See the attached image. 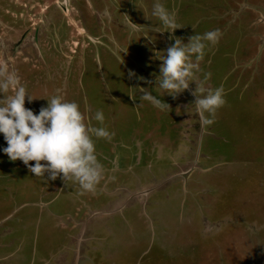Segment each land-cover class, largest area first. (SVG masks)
Returning a JSON list of instances; mask_svg holds the SVG:
<instances>
[{
  "label": "rangeland",
  "instance_id": "1",
  "mask_svg": "<svg viewBox=\"0 0 264 264\" xmlns=\"http://www.w3.org/2000/svg\"><path fill=\"white\" fill-rule=\"evenodd\" d=\"M263 1L239 0L238 10H234L228 6L231 4L228 0H161L177 14L175 36V32H168L151 15L154 0H0V68L14 70L36 98L30 102L26 99V108L38 114L48 105L47 99L56 95L68 101L75 99L86 117L94 116L97 110L103 111L104 122L93 119L91 123L112 133L110 139L94 138L104 169L112 165L118 169L115 174L105 171L99 185L104 182V187L108 185L112 189L114 184L128 183L124 197L129 191L130 204L119 205L114 214L102 219L118 232V239L113 236L112 240L109 230H101L104 225L98 228L108 239L111 251L93 264H177L181 258L186 260L185 256L179 260L176 256H167L166 260L158 257L163 258L164 249L160 222L164 216L172 218L170 225L177 222L180 216L175 218L178 212L172 207L176 201L162 206V214L152 211L151 224L145 205L133 195L140 182H147L149 178L156 180V175L149 171L154 172L162 159L169 161L172 155L180 160L187 155V148L174 149L176 140L182 133L187 136V132L193 148L202 138L203 148L206 145L207 149L215 150L216 154L211 151L210 157L205 154L209 159L203 167L222 169V187L217 201L211 195L201 194L198 199L206 201L194 204L198 206L196 211L201 223L194 226L197 232L194 236L207 247L201 261L205 264H264V31L258 34L257 41L251 39V26L242 30L244 36L236 26L242 9L243 22L247 18L255 21L258 14L264 18ZM66 10L69 16L64 14ZM69 21L79 25V30L85 33L79 34L73 26L67 28ZM157 26L164 32H154ZM217 29L218 42L206 47L197 78L206 89L222 86L226 102L217 110L214 122L202 126L194 104L195 82L176 96L164 95L162 89L155 87L163 63L158 55H165L175 38L187 43L196 34ZM100 30L101 35L96 33ZM91 44V48L85 49ZM85 52L87 56L82 57ZM130 72L135 75L130 77ZM141 88L152 90L171 108L160 110L148 101L141 103L144 94ZM186 115L194 118L193 127H185L187 122L181 119ZM6 146L4 136L3 139L0 136V148ZM140 151L143 152L138 157ZM4 155L9 169L0 173V264H26L24 260L30 256L32 264H41V258L53 259L58 252L62 253L58 258L63 260L64 252L70 254L72 262L66 264L91 261L90 255L81 256L82 247L87 245L89 220L83 218L90 212L84 210L88 197L101 192L84 191L78 182L66 181L62 174L55 180L49 173L36 177L21 160L12 161ZM34 162L30 164L34 166ZM196 170H188L191 173L188 179L197 174ZM173 178L167 177L162 182L168 183ZM57 181L60 188L42 192ZM224 182H228L227 187ZM205 183L210 187L209 179L206 178ZM148 189L139 190L145 194ZM164 192L163 188H158L152 193L164 199ZM74 194L87 199L82 202L81 212L75 209ZM195 196L185 191L182 197L187 208L188 203L195 202ZM106 197L109 196L100 194L98 208L107 211L118 206L117 202L108 205L110 199ZM116 198L118 196L113 200ZM47 203L49 209L44 210ZM226 207V212L233 215L223 212ZM51 209L58 214L54 223ZM68 213L72 214L69 226H76L74 234L72 231L66 234L69 227L61 226L63 221H68ZM93 213L99 217L97 209L93 208ZM9 229L15 232L5 234ZM226 232L233 236V246L231 236L225 239L228 234L223 240L220 238ZM233 248L241 251L235 252ZM77 253L79 258L75 257ZM15 261L18 263H13Z\"/></svg>",
  "mask_w": 264,
  "mask_h": 264
},
{
  "label": "clouds",
  "instance_id": "2",
  "mask_svg": "<svg viewBox=\"0 0 264 264\" xmlns=\"http://www.w3.org/2000/svg\"><path fill=\"white\" fill-rule=\"evenodd\" d=\"M151 15L168 32L174 33L178 29L176 12L169 10L161 0H154ZM153 31L164 32L160 26ZM219 36L217 29L203 35L196 34L187 43L175 38L165 55L161 57L157 53L163 63L155 87L162 89L164 95L176 96L195 82L197 98L194 104L202 126L211 125L217 110L226 102L222 86L206 89L197 78L206 47L218 42ZM134 75L129 73L130 77ZM141 89L144 93L141 103L148 101L160 110L171 108L152 90ZM26 99L30 102L36 98L22 84L20 76L14 70L0 68V134L7 142L2 151L12 161L21 160L36 177H45L49 173L55 180L62 174L66 181L73 179L78 182L82 190L94 191L105 173L97 156L94 138L110 139L112 135L107 128L91 123L94 119L102 124L105 120L103 111L97 110L94 116L86 117L77 102L56 95L47 99L48 105L37 114L26 108ZM31 161L36 162L34 166Z\"/></svg>",
  "mask_w": 264,
  "mask_h": 264
},
{
  "label": "flooded vegetation",
  "instance_id": "3",
  "mask_svg": "<svg viewBox=\"0 0 264 264\" xmlns=\"http://www.w3.org/2000/svg\"><path fill=\"white\" fill-rule=\"evenodd\" d=\"M228 1L231 2V4H228V6H230L234 10L235 9L238 10V8L236 6L238 4L237 1H239V0H228ZM55 3L59 7V1H57ZM101 12H103V11H101ZM240 12H241L240 17L238 19H236L237 20V24H236L237 29L240 30L241 34L244 36V34L242 33V30L248 29V27L251 26L252 27L251 29H253L251 39H256L258 41V34H262L264 31V27H262L263 23H264V18H262V16L259 17V14H258L255 21H253L254 18H250V19L247 18V19H244L245 21L243 22V13H245V12H243V9H242V11L240 10ZM240 12H238V13H240ZM64 14L66 16H69L70 13L66 10V11H64ZM99 14H100V11H99ZM258 19L263 21V23H259ZM108 23H106V24L108 25ZM66 26H67V28H68V26H70V27L73 26V29H75V31H78V33L81 35H83L85 33V32H82L79 30V25H76V23L69 21V23H66ZM77 26H78V28H76ZM257 28H259L260 31L257 30ZM83 29H84V27H83ZM84 31H85V29H84ZM96 33L101 35L102 30H100ZM175 34H176L175 36H177L176 32H175ZM94 39H96V38H94ZM93 44H95V43L93 42ZM91 47H92V44L90 47L85 48V49H89ZM83 55H82V57H85V56H87V53L85 52V53H83ZM74 101H75V99H74ZM188 102H190V101L188 100ZM181 120L187 122L188 125L187 124L185 125V127L187 128L193 124L192 120H194V118L191 117V115H186ZM191 127H193V126H191ZM200 127H201V125L199 124L198 128H200ZM200 131H201V129H200ZM188 134H189V132L186 133L187 136H183L184 134L182 133L178 140L175 139L176 142L174 145L175 146L174 149H177L178 147L180 148V146H181L180 149H186L187 148V150H186L187 155L182 156L184 158H180V160L175 159V156L173 157L172 155H171V157H172L171 160H173V161H171V160L164 161V159H162V161L158 163L157 169L154 172L149 171L152 174L156 175V180L158 181V183L156 180H154L152 178H149L147 182H140L138 184V188L141 191L145 190L146 188H150V189L145 191L144 192L145 194H142L140 192V190L137 189L134 192L135 194L133 195L136 198L135 197H133V198H135V199L138 198L139 201L143 205H145V208L149 214L148 221L151 222V224H153L152 218L150 215L152 213V211H154V213H156V212L157 213L158 212L163 213L161 207L164 206L167 202H169L171 200H175L176 202L174 204H172V207L174 209H176V211L178 212V214L175 216V218L177 216H180V217L178 218L176 223H174V222L172 223L174 225H170L169 220L172 218L166 217V216H164L165 217L164 218L162 216L163 220L160 222V224H161V226H163V232L161 233V235H162L161 241H163V243H164V249L162 251V256L164 259L161 258L159 255H158V257L162 260H166V259H168V258H166L167 256L168 257L176 256V260H179L181 257L185 256L186 260H184V258H181L179 260L180 262L179 263L176 262V263L177 264H205V262L203 263L201 261V259H203L202 256H204V254L207 252L206 243H204V242L198 243L197 238H195V236H194V234L197 235V232L196 233L194 232V230H195L194 226H196V225L201 226V223L198 221L199 215L196 211L198 206H195V205H196V202L200 204L201 201L202 202L206 201V200L198 199V197L201 194H205L208 196L211 195V198L215 199L217 201V193L220 191V189L222 187L220 184L222 182V181H220V173H221L222 169L221 168L220 169H215V168L212 169V168H208V167H203V165L204 164L206 165V162H208V159H209V158L205 157L206 156L205 154H208V156L210 157L211 151H214V153H215V150L214 149L212 150L210 147L207 149L206 145H205V148H203V143H202L203 139L202 138L200 139V142L196 145V147L193 148L192 146L194 143L188 142L190 140L188 137ZM208 134H211V133H208ZM0 136H1V139H3V134ZM184 138H186V141H187L185 143H184ZM199 138H200V136H199ZM190 148H193V149L189 150ZM142 152L143 151L139 152L138 157L141 156ZM5 158L6 157L4 155V152L2 151V148H0V173L5 172V170L9 169L8 168L9 165H6V163L4 162ZM137 161L139 163V158L137 159ZM35 163L36 162H34L32 164L35 165ZM194 168L197 169L196 170L197 174L190 177V179H188L189 176L185 177L184 175H182L184 173L183 171L187 172L188 170L194 169ZM202 169L203 170L206 169V171L205 170L203 171ZM105 171H108L109 173L115 174V172L118 171V169H115L114 166L112 165L111 167L105 169ZM181 171L183 173H181ZM201 171H203L204 173H200ZM167 177H169V178L174 177V178L171 179L170 182H168V183H163L162 182L163 179L166 180ZM205 177L210 180V187L206 186V183H205L206 178ZM107 181H108V179H106V182ZM195 181L196 182L198 181L199 183L198 182L194 183ZM109 183H110V181L108 182V184ZM103 184H104V182L101 185L97 186V188H96L97 191L101 192L100 194L105 193L107 196H109V197H106L107 199H110V203H108V205L113 204V202H117L118 206L114 209H111V210L102 211L100 208L97 207V200L99 199L100 194H95V196L92 198L88 197L89 203L85 206L86 209L84 211L85 212L90 211V212L88 213L87 217L83 218V220L89 219L90 221L88 220V223L86 224L87 234L85 236V240H87L86 241L87 245L82 247L81 256L82 255H84V256L90 255L91 261L89 260L84 264H93L94 260L103 259L105 257V255L110 253L111 250H110V247L108 246L109 245L108 239L103 235V233H101L99 231L98 228H101L104 225L105 228L102 227L101 230H104V229L109 230L111 232L112 240H113V236L115 237V239L116 238L118 239V232L114 231L112 229L111 225L104 223L102 219L104 218V216H107L109 214H114L115 213L114 211L119 208V205L122 207L123 205L127 206L128 204H130L128 202V200H129L128 197L131 195V194H129V191L127 193L128 195L127 196L125 195L126 197H124V194L127 192L126 187H127L128 183L114 184V186H113L114 188H112V189H109L108 185H106L107 187H104ZM148 184H152V185L149 187H145V186H148ZM227 186H228V182L225 183V187H227ZM56 187H58V188L61 187V185L58 181L55 182L53 185L47 186V188L42 190V192H52V189H54ZM207 187H209V189L205 190V188H207ZM158 188H163V190L165 191L163 193L164 199H161V198L158 199L153 195L154 193H152V192L157 191ZM154 189H156V190H154ZM194 190H196V191H194ZM185 191L193 192V194L197 195V196H195L196 198H195L194 203H188L190 205L188 208H187V203L184 200V197H182V196H184ZM116 196H118V198L113 200V198ZM77 197L78 198H83V197L79 194L73 195V200L74 201L76 200V202L80 205L79 206L75 202V209L78 212H81L82 202L84 203V201L87 199H85V197H84L82 200H80ZM125 198H127V199H125ZM205 203L207 205H209L208 201ZM106 207H107V205H106ZM169 207L171 208V206H169ZM244 207H246V205ZM93 208L97 209L99 217H97L96 214L93 213ZM47 209H49V203H47V205H45L44 210H47ZM99 209L101 210L100 212H99ZM227 209H228V207H226L224 209V211L222 209H220V210L223 211L224 213L230 215L231 213L226 212ZM149 210H151V211H149ZM51 213L53 214V218L51 221L54 223V220H55V218L58 217V214L55 213L52 209H51ZM231 215H233V214H231ZM71 216H72V214L68 213L66 215V218L68 221H66V222L63 221V224L61 223V226L64 228L67 229V227H69L70 231L69 232L66 231V234H70L71 231L74 234V231L76 229V226H75V228H73V227L71 228L68 224V222L71 219ZM234 217H236V216H234ZM175 218H173V219H175ZM227 218H229V217H227ZM75 221L76 220H74V222H73L74 225H76ZM0 223H2V222H0ZM121 229H122V227H121ZM218 229H219V226H218ZM231 229H232V226L230 227V229L228 231H230ZM8 231L15 232V230L9 229L5 232V234H7ZM227 232L222 234V237H220L222 240L224 239L225 235L228 234ZM178 234H180L178 242L173 247ZM229 236L232 237L231 246H233V236L232 235H230V234L226 235L225 239H228ZM65 246H66V244H65ZM194 247H196V248H194ZM35 249H38V248H35ZM194 249H196V252H194ZM198 249H200L201 252ZM233 250L235 252L237 250L241 251L240 248H237V249L233 248ZM137 251H138V249H137ZM38 252H39V250L37 251V255H38ZM70 252L72 254H75V251H70ZM65 253L66 252H64V254H63L64 260L59 259V258H61L60 255L62 253L58 252L57 255L53 257V259L51 257L48 260L46 258H41L40 263L41 264H66L65 262H72L70 259L71 258L70 254L68 256L67 253L66 254ZM1 256H3V255L1 254ZM75 257L79 258V254L77 253L75 255ZM198 257H199V260L197 259ZM24 261L26 262V264H32L33 258H32V256H30V258L28 260L26 259ZM78 261H80V260L78 259ZM13 263H18V262L15 261ZM33 264H35V263H33ZM78 264H81V261ZM171 264H173V262ZM251 264H253V263H251Z\"/></svg>",
  "mask_w": 264,
  "mask_h": 264
},
{
  "label": "water",
  "instance_id": "4",
  "mask_svg": "<svg viewBox=\"0 0 264 264\" xmlns=\"http://www.w3.org/2000/svg\"><path fill=\"white\" fill-rule=\"evenodd\" d=\"M191 173H189L188 171L187 172H184L182 175H184L185 177H188L190 176Z\"/></svg>",
  "mask_w": 264,
  "mask_h": 264
}]
</instances>
